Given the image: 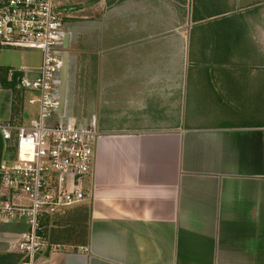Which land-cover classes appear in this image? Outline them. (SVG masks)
Masks as SVG:
<instances>
[{
    "label": "crops",
    "instance_id": "crops-1",
    "mask_svg": "<svg viewBox=\"0 0 264 264\" xmlns=\"http://www.w3.org/2000/svg\"><path fill=\"white\" fill-rule=\"evenodd\" d=\"M176 1L65 21V118L100 138L86 201L45 223L52 264H264V0L208 18L229 24ZM1 52L0 121L22 125L34 109L9 71L35 67ZM25 231L0 224V255Z\"/></svg>",
    "mask_w": 264,
    "mask_h": 264
},
{
    "label": "built area",
    "instance_id": "built-area-1",
    "mask_svg": "<svg viewBox=\"0 0 264 264\" xmlns=\"http://www.w3.org/2000/svg\"><path fill=\"white\" fill-rule=\"evenodd\" d=\"M65 19L56 0H0V49L41 54L39 67L9 71L21 76L32 118L0 121V224L26 228L8 248L18 264H52L48 255L61 247L49 242L45 223L86 201L100 138L94 118L80 126L60 114Z\"/></svg>",
    "mask_w": 264,
    "mask_h": 264
},
{
    "label": "rangeland",
    "instance_id": "rangeland-1",
    "mask_svg": "<svg viewBox=\"0 0 264 264\" xmlns=\"http://www.w3.org/2000/svg\"><path fill=\"white\" fill-rule=\"evenodd\" d=\"M57 3L60 4L62 8V12L65 17L72 18V21L75 22H88L92 19H102L105 16L106 8L112 4H117L121 0H56ZM165 1V0H164ZM185 2L176 1V9H178L179 13L187 11L185 6H189L190 10V3H192V8L196 12V18L206 19L210 16L219 15L223 11H227L231 9L229 7L228 0H184ZM183 11V12H182ZM231 16H236L235 12L230 14ZM226 17V16H224ZM65 19V21L67 20ZM69 20V19H68ZM213 22V23H211ZM233 22H240L239 17H232V18H225V19H214L209 20L208 23L210 24H229ZM212 27L209 25L206 27V30L210 31ZM198 30V29H197ZM119 49H113V53L118 52ZM2 58L8 64L15 63V66L22 65L21 60H25L24 65L32 66V67H39L41 64V54L38 51H26V50H12L3 48L1 52ZM113 56L114 54H110ZM81 231H79L80 233ZM81 234V233H80ZM78 237V236H77ZM74 236L76 241H79L80 238Z\"/></svg>",
    "mask_w": 264,
    "mask_h": 264
},
{
    "label": "water",
    "instance_id": "water-1",
    "mask_svg": "<svg viewBox=\"0 0 264 264\" xmlns=\"http://www.w3.org/2000/svg\"><path fill=\"white\" fill-rule=\"evenodd\" d=\"M69 45H70V39L67 35L65 38V49L66 53L64 55V68L62 73V88H61V108H60V114L64 115L65 108H66V92H67V82H68V72H69Z\"/></svg>",
    "mask_w": 264,
    "mask_h": 264
},
{
    "label": "trees",
    "instance_id": "trees-1",
    "mask_svg": "<svg viewBox=\"0 0 264 264\" xmlns=\"http://www.w3.org/2000/svg\"><path fill=\"white\" fill-rule=\"evenodd\" d=\"M2 143H0V157H1ZM20 257L14 254L0 255V264H18Z\"/></svg>",
    "mask_w": 264,
    "mask_h": 264
}]
</instances>
